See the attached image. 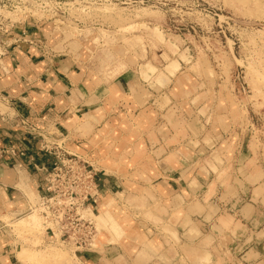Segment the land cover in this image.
<instances>
[{
	"label": "crops",
	"instance_id": "0c3cea01",
	"mask_svg": "<svg viewBox=\"0 0 264 264\" xmlns=\"http://www.w3.org/2000/svg\"><path fill=\"white\" fill-rule=\"evenodd\" d=\"M70 42L50 24L24 19L2 48L0 264L19 263L1 239V218L28 211L25 193L45 194L39 169L52 159L37 135L99 165L94 211L108 194L122 195L139 217L157 208L159 227L144 222L140 243L90 248L76 257L79 264H264V178L258 169L239 175L238 184L218 177L227 167L241 171L251 139L228 112L215 113L214 88L194 77L195 84L183 85L180 64L172 75L170 68L105 73ZM218 120L223 130L214 126Z\"/></svg>",
	"mask_w": 264,
	"mask_h": 264
},
{
	"label": "rangeland",
	"instance_id": "374dc122",
	"mask_svg": "<svg viewBox=\"0 0 264 264\" xmlns=\"http://www.w3.org/2000/svg\"><path fill=\"white\" fill-rule=\"evenodd\" d=\"M86 4L90 7L88 12H68L69 17L85 27L57 26L53 29L56 35L67 36L71 48L81 47L92 54V68L112 75L127 67L138 71L153 69L158 73L170 68L172 75L180 64L185 75L183 85L191 81L195 84L191 79L194 77L213 87L209 99L216 103L215 113L228 112L235 123H240L238 126L247 133L248 140L251 139L247 148L250 158L239 161L243 164L241 171L229 173L227 167L218 177L227 182L230 175L238 184L239 175L249 178L254 176L250 171L258 169L260 178H264V0H88ZM1 14L12 22L24 20V16L9 10ZM34 19L49 18L36 15ZM117 67H122L118 74L114 72ZM0 110L5 112L1 103ZM214 126L223 130L220 120ZM115 148L122 149V144ZM83 159L101 178L99 165ZM214 161L223 167L224 161ZM227 190L232 189L227 187ZM25 195L32 209L38 197ZM121 196L108 194L104 200L112 207L111 216L121 227V236L106 233L105 223L95 220L93 215L100 214L98 208L88 215L95 229L91 248L118 245L126 249L129 244L146 238L145 223L159 227L153 215L157 208L146 210L139 217L130 213ZM31 215L37 216L42 227H34L38 221ZM22 219L27 223L22 221L21 225ZM1 222L6 230L1 239L12 246L18 264H79L76 258L79 255L73 248L60 242L51 243L46 238L45 226L34 209L17 216L7 214ZM219 222L218 226L225 228V222ZM162 231L170 232L168 228ZM224 256L231 261L226 251Z\"/></svg>",
	"mask_w": 264,
	"mask_h": 264
},
{
	"label": "built area",
	"instance_id": "2783aa9c",
	"mask_svg": "<svg viewBox=\"0 0 264 264\" xmlns=\"http://www.w3.org/2000/svg\"><path fill=\"white\" fill-rule=\"evenodd\" d=\"M88 0H0V57L6 47V37L13 33L16 22L1 14L4 10L19 13L24 19L40 15L52 29L62 26L85 27L68 12H88ZM41 151L52 159L48 168H40L44 175L45 194L38 197L35 207L45 226L51 243L73 248L83 254L91 248L95 229L89 218L100 201V176L83 158L64 149L63 143L38 136ZM50 138V136H47ZM31 207L28 212H31Z\"/></svg>",
	"mask_w": 264,
	"mask_h": 264
},
{
	"label": "bare ground",
	"instance_id": "6f19581e",
	"mask_svg": "<svg viewBox=\"0 0 264 264\" xmlns=\"http://www.w3.org/2000/svg\"><path fill=\"white\" fill-rule=\"evenodd\" d=\"M105 11V10H104ZM138 46V45H137ZM139 47V46H138ZM121 50V49H120ZM121 69H122V67H117L116 69H115V73L116 74H118V73H120L121 72ZM24 193V192H23ZM25 195V194H24ZM30 200V199H29ZM112 210V207L110 206V204L108 203V201H106V202H104L103 204H101L100 206H99V212H100V214H99V216L98 215H93V217L95 218V220H98V222H103V223H105V225H103L105 228V232L106 233H109L110 235H115V236H121V231H122V229H121V227L119 226V224H118V222L117 221H115V219L111 216V211ZM36 215H34V217H35ZM27 217V216H26ZM29 217V216H28ZM27 217V218H28ZM31 218L33 217V215H31L30 216ZM29 217V218H30ZM33 217V218H34ZM37 217V216H36ZM34 218V219H37L36 221H38V222H36V223H34V227H36V229H37V225L40 227L41 226V223L39 224V222H40V220L38 219V218ZM33 219V220H34ZM22 221L24 222V220L22 219L21 220V222H19V223H21V225H22ZM27 221H28V219H27ZM31 221V220H30ZM105 221V222H104ZM26 222V221H25ZM24 222V223H25ZM32 222V221H31ZM35 222V221H34ZM27 223V222H26ZM99 225V224H98ZM42 227V226H41ZM100 229V228H99ZM101 230V229H100ZM100 236H101V234H100ZM100 236H98V237H100ZM94 247V246H93Z\"/></svg>",
	"mask_w": 264,
	"mask_h": 264
}]
</instances>
